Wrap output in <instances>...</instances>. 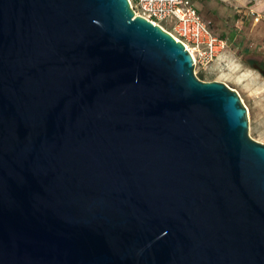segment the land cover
I'll use <instances>...</instances> for the list:
<instances>
[{"label":"water","instance_id":"1","mask_svg":"<svg viewBox=\"0 0 264 264\" xmlns=\"http://www.w3.org/2000/svg\"><path fill=\"white\" fill-rule=\"evenodd\" d=\"M0 264H264L246 108L128 0H0Z\"/></svg>","mask_w":264,"mask_h":264},{"label":"rangeland","instance_id":"2","mask_svg":"<svg viewBox=\"0 0 264 264\" xmlns=\"http://www.w3.org/2000/svg\"><path fill=\"white\" fill-rule=\"evenodd\" d=\"M224 49L207 66H194L204 81H220L237 93L246 108L248 134L264 143V0H192ZM170 20L161 21L162 25ZM200 79V78H199Z\"/></svg>","mask_w":264,"mask_h":264},{"label":"built area","instance_id":"3","mask_svg":"<svg viewBox=\"0 0 264 264\" xmlns=\"http://www.w3.org/2000/svg\"><path fill=\"white\" fill-rule=\"evenodd\" d=\"M128 1L134 16L147 19L180 41L191 54L194 66H207L224 49V41L211 31L192 0ZM166 20L169 24L162 25L161 21Z\"/></svg>","mask_w":264,"mask_h":264},{"label":"flooded vegetation","instance_id":"4","mask_svg":"<svg viewBox=\"0 0 264 264\" xmlns=\"http://www.w3.org/2000/svg\"><path fill=\"white\" fill-rule=\"evenodd\" d=\"M253 67L256 69V67L257 68H259V69H261V70H264V65L263 64H261V63H259L258 61H254V63H253Z\"/></svg>","mask_w":264,"mask_h":264},{"label":"trees","instance_id":"5","mask_svg":"<svg viewBox=\"0 0 264 264\" xmlns=\"http://www.w3.org/2000/svg\"><path fill=\"white\" fill-rule=\"evenodd\" d=\"M203 74L201 73L199 76H198V78H200V79H203Z\"/></svg>","mask_w":264,"mask_h":264}]
</instances>
